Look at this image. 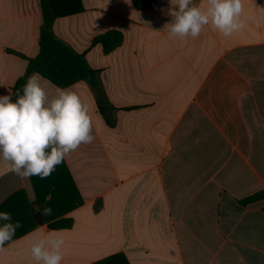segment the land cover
I'll use <instances>...</instances> for the list:
<instances>
[{"label":"crops","instance_id":"crops-1","mask_svg":"<svg viewBox=\"0 0 264 264\" xmlns=\"http://www.w3.org/2000/svg\"><path fill=\"white\" fill-rule=\"evenodd\" d=\"M53 2L68 15L52 31L98 71L113 124L89 80L66 87L95 136L64 160L68 200L38 197L0 159V212L22 224L0 264H35L31 242L49 234L65 240L62 264H264V199L240 204L264 191V0H244L243 30L196 39L170 38V0ZM42 25L40 0H0V96L39 53ZM109 31L123 43L105 53L92 41ZM37 206L64 213L36 225Z\"/></svg>","mask_w":264,"mask_h":264},{"label":"clouds","instance_id":"clouds-1","mask_svg":"<svg viewBox=\"0 0 264 264\" xmlns=\"http://www.w3.org/2000/svg\"><path fill=\"white\" fill-rule=\"evenodd\" d=\"M170 3L167 14L172 20L165 24L170 38L196 39L209 25L230 37L245 27L244 0H206L203 9L194 0ZM41 81V75L33 73L15 92V100L10 93L0 96V159L22 180L49 177L71 152L95 139L89 106L80 96L60 87L50 96ZM34 210L43 216L53 213L50 206ZM0 222L2 252L22 224L13 222L9 212H0ZM64 245L58 234L38 236L31 242L30 255L35 264H62Z\"/></svg>","mask_w":264,"mask_h":264},{"label":"trees","instance_id":"trees-1","mask_svg":"<svg viewBox=\"0 0 264 264\" xmlns=\"http://www.w3.org/2000/svg\"><path fill=\"white\" fill-rule=\"evenodd\" d=\"M43 12V25L40 30L39 53L28 59L27 69L12 88L13 100H15V92L21 89L27 82L28 78L33 73H39L41 77L48 80L56 87L66 88L79 81L89 80L94 87L97 97L100 112L106 117L109 125H112L111 110L113 107L109 104L105 91L102 89L98 71L90 68L84 54L76 52L64 41L56 37L52 31L54 21L61 16L68 15L67 13L58 12L53 0H40ZM155 0H147L144 4L149 8ZM102 44L105 53H109L123 43V34L119 31H109L105 34L95 37L92 45ZM31 181L35 191L42 199L50 195L54 200H68L69 183L71 182L68 167L63 161L56 170L47 178L40 179L38 176L31 177ZM72 183V182H71ZM264 199V191L257 192L243 200L240 204L246 206L256 201ZM63 209L58 213H53L52 216L62 215ZM42 217V219H40ZM51 217V216H50ZM36 225H41L43 221H48L47 216L40 213L36 215ZM98 264H129L126 258L122 255L108 258Z\"/></svg>","mask_w":264,"mask_h":264}]
</instances>
